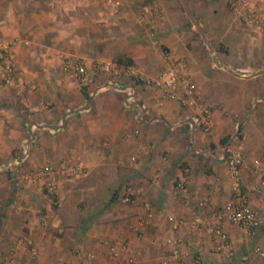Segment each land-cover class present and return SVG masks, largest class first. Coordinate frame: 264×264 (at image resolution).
<instances>
[{
	"label": "crops",
	"instance_id": "0c3cea01",
	"mask_svg": "<svg viewBox=\"0 0 264 264\" xmlns=\"http://www.w3.org/2000/svg\"><path fill=\"white\" fill-rule=\"evenodd\" d=\"M108 1L0 0V46L14 42L19 70L14 82L0 80V163L17 157L30 127L37 128L28 160L17 172L0 174V264H117L127 258L133 264H264L255 252L264 249V216L253 235L221 223L231 257L214 252L211 237L191 226L197 217L215 221L213 209L232 196L228 147L243 154L242 191L252 205L262 204L249 191L257 182L249 171L264 160V34L234 14L227 0H185L211 51L197 42L176 0H154L161 14L142 20L131 0H119L117 9ZM247 4L264 25V0H243L241 8ZM73 57L84 60L97 81L106 76L96 62L120 59L155 78L169 58L184 59L203 104L211 107L210 134L193 126L195 111L174 101L159 108L151 87L139 89L148 124L136 121L119 93L88 97L65 73L64 62ZM140 142L148 149H139ZM63 162L85 173L59 174L56 206L42 187L41 171ZM182 177L187 193L178 196L174 185ZM126 186L140 190L130 203L121 201ZM200 201L207 206L198 207ZM169 214L182 221L177 229ZM21 235L33 240L35 256L17 245ZM167 238L180 240L181 261H166L173 248ZM103 240L124 247L112 257Z\"/></svg>",
	"mask_w": 264,
	"mask_h": 264
},
{
	"label": "built area",
	"instance_id": "2783aa9c",
	"mask_svg": "<svg viewBox=\"0 0 264 264\" xmlns=\"http://www.w3.org/2000/svg\"><path fill=\"white\" fill-rule=\"evenodd\" d=\"M137 6L139 18L142 20L146 14L150 12V6L146 0H131ZM231 11L239 16L243 22H255L261 32L264 34V25L259 22L257 18L256 9L252 5H244L241 8L243 0H227ZM107 4L112 9H117L121 6L119 0H109ZM14 43V42H13ZM13 43L2 44L0 46V80L6 83H12L19 78V70L14 61ZM165 56L166 53L164 54ZM95 69L100 75H105L106 78L97 81V73L89 68L84 60L73 57L64 62V70L68 77L72 78L78 85L88 93V97L94 98L100 93L113 91L123 96L125 107L131 109L135 114V119L139 123L148 124L146 119L147 110L145 105L140 101L139 89L141 86L154 88L159 93L157 99V106L160 108L167 101L177 102L182 108L195 111L191 118L193 126L201 129L205 134H210L212 127V110L208 105L203 104L201 93L196 88L191 76L187 70V63L184 59H168L167 68L155 78H149L142 75L134 66L121 65L115 62H96ZM260 100H257L259 102ZM36 126L30 127V133L22 141V148L17 157L0 163V174L5 172H17L23 163L28 160L31 147L35 140L34 131ZM135 137L139 135V131L135 130ZM141 150H147L148 146L141 142L137 143ZM135 159L133 158L132 161ZM226 162L229 175L232 178V196L223 205L216 207L212 211V216L215 219L213 222H203L200 218H195L192 223V229L200 234L209 235L213 241V251H225L227 256L233 255V249L230 245L229 236L223 229L221 223L228 221L233 224L241 225L248 230V233L253 235L260 227L262 218L264 216V160L255 161L250 169L252 176L257 178V182L253 184L249 191L261 196L262 204L257 207L252 205L247 193L241 189V171L244 167L243 154L239 149L227 148ZM60 173H66L70 177H78L84 175V169L78 164L70 162H63L58 167L50 164L42 168L41 175L43 178L42 187L51 198L52 203L56 206L60 205V200L57 197V180ZM158 183V179H154ZM140 190H135L132 186H126L121 195L123 203H130L134 197L139 194ZM174 193L178 196H185L187 193V180L182 177L176 181L174 185ZM198 207L203 208L207 206L206 201L198 202ZM149 211L148 216H151L150 205L146 204ZM167 219L172 225L173 229H177L182 223L181 220L176 219L169 214ZM112 255L117 257L119 254V246L124 247L118 241L103 240ZM165 242L173 245L166 261L174 259L182 260V253L177 245L180 243L179 239L167 238ZM17 245L27 246L32 256L36 255V248L33 240L21 235L17 238ZM255 252L260 256H264V249L257 246ZM14 252L12 251L11 254ZM13 257L10 259L12 263ZM117 264H133L131 258ZM229 264H251L247 260L230 261Z\"/></svg>",
	"mask_w": 264,
	"mask_h": 264
},
{
	"label": "rangeland",
	"instance_id": "374dc122",
	"mask_svg": "<svg viewBox=\"0 0 264 264\" xmlns=\"http://www.w3.org/2000/svg\"><path fill=\"white\" fill-rule=\"evenodd\" d=\"M176 1L178 2V5H179V9H180V13L182 15V18L187 22L188 27L190 29H193V32L195 33V37H196L197 42L200 43V46L201 47H203L205 49L208 48L205 45V43H204L201 35L199 34V32L197 31V29L195 28V26L193 25V23L189 19V17L187 16V14L185 12V9H184V6L182 4V1L181 0H176ZM146 3L148 4V6H150V12L146 14L147 16L150 15V14H152V13H154V12H156L157 14H161V9L156 6L154 0H146ZM192 12H194L195 14H197L196 11H193L192 10ZM136 14H137V17H139V13L137 12V8H136ZM197 53L198 52H196L195 54L197 55Z\"/></svg>",
	"mask_w": 264,
	"mask_h": 264
},
{
	"label": "water",
	"instance_id": "95a60500",
	"mask_svg": "<svg viewBox=\"0 0 264 264\" xmlns=\"http://www.w3.org/2000/svg\"><path fill=\"white\" fill-rule=\"evenodd\" d=\"M181 1H182L183 6H184V9H185V12H186L187 16L189 17V19L191 20V22L193 23V25L195 26V28L197 29V31L199 32V34L201 35L203 41L206 43V45L212 51V48H211V45H210L209 41L206 39L203 30L200 28V26L194 20V18L192 16L191 12H190V9H189L186 1L185 0H181Z\"/></svg>",
	"mask_w": 264,
	"mask_h": 264
},
{
	"label": "trees",
	"instance_id": "16d2710c",
	"mask_svg": "<svg viewBox=\"0 0 264 264\" xmlns=\"http://www.w3.org/2000/svg\"><path fill=\"white\" fill-rule=\"evenodd\" d=\"M117 62H118L119 64H121V65L123 64L122 60H120V59H119Z\"/></svg>",
	"mask_w": 264,
	"mask_h": 264
}]
</instances>
